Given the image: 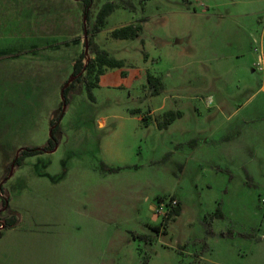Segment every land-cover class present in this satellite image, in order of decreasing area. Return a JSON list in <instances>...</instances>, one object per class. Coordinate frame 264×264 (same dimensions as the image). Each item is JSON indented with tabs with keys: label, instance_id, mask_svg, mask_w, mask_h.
Instances as JSON below:
<instances>
[{
	"label": "rangeland",
	"instance_id": "obj_1",
	"mask_svg": "<svg viewBox=\"0 0 264 264\" xmlns=\"http://www.w3.org/2000/svg\"><path fill=\"white\" fill-rule=\"evenodd\" d=\"M106 1L0 0V264H264V0L117 7L93 37L124 66L65 95Z\"/></svg>",
	"mask_w": 264,
	"mask_h": 264
},
{
	"label": "trees",
	"instance_id": "obj_2",
	"mask_svg": "<svg viewBox=\"0 0 264 264\" xmlns=\"http://www.w3.org/2000/svg\"><path fill=\"white\" fill-rule=\"evenodd\" d=\"M82 3V9L88 17L89 7L92 4V0H79ZM122 7L129 10H135V6L132 0H117L116 2L106 1L97 10L94 21L91 28L88 30V45L89 51L93 54V57L89 58L86 63H83L85 58L84 53H80L77 59L73 62L71 75L75 78L63 89V94L70 93L75 82H81L84 86V90L87 98L90 101H94L93 89L98 86L100 76L108 68H122L124 62L122 59H117L110 55V53L102 48L94 40V35L98 33L105 25L106 18L114 11L115 8ZM86 17V18H87ZM142 21L144 18H140L138 22L129 23L118 28H114L110 31L109 35L114 39H133L140 35L142 32ZM146 58L147 55L144 54ZM122 71V75H123ZM146 83L149 93L151 95L159 94L163 90V82L160 76H156L151 73H146ZM180 116L179 112L168 111L163 114L162 119L157 123L159 129L167 127L174 119ZM194 143L193 140L190 142ZM53 146V140L49 138L44 148L51 150ZM38 153L37 149L21 150L19 157L15 163L19 164L24 156L34 155ZM104 166V164H102ZM109 171L117 170L118 168L107 167ZM181 211L179 205L174 206L169 212L168 217L178 215ZM17 224L15 217L10 216L6 221L7 227H14Z\"/></svg>",
	"mask_w": 264,
	"mask_h": 264
},
{
	"label": "built area",
	"instance_id": "obj_3",
	"mask_svg": "<svg viewBox=\"0 0 264 264\" xmlns=\"http://www.w3.org/2000/svg\"><path fill=\"white\" fill-rule=\"evenodd\" d=\"M253 51L256 57L252 63V70L264 73V40L262 38L257 45L253 46ZM172 204H175V201H172Z\"/></svg>",
	"mask_w": 264,
	"mask_h": 264
},
{
	"label": "water",
	"instance_id": "obj_4",
	"mask_svg": "<svg viewBox=\"0 0 264 264\" xmlns=\"http://www.w3.org/2000/svg\"><path fill=\"white\" fill-rule=\"evenodd\" d=\"M84 34H85V47L87 48V46H88V38H87V34H86V31H84ZM68 84H65L64 85V88L67 86ZM63 88V89H64Z\"/></svg>",
	"mask_w": 264,
	"mask_h": 264
},
{
	"label": "crops",
	"instance_id": "obj_5",
	"mask_svg": "<svg viewBox=\"0 0 264 264\" xmlns=\"http://www.w3.org/2000/svg\"><path fill=\"white\" fill-rule=\"evenodd\" d=\"M103 74H104V73H103ZM103 74H102V75H103ZM102 75H101V76H102ZM101 76H100V78H99V83H100V80H101ZM99 83H98V86H97V87H99ZM97 87H95V88H97ZM95 88H94V89H95ZM94 89H93V90H94ZM18 224H19V219H17L16 227H17Z\"/></svg>",
	"mask_w": 264,
	"mask_h": 264
}]
</instances>
